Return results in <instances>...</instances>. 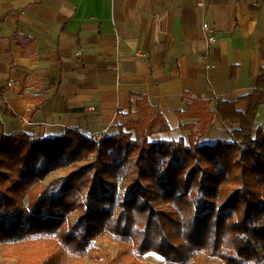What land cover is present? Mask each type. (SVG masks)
Masks as SVG:
<instances>
[{
    "label": "trees",
    "instance_id": "trees-1",
    "mask_svg": "<svg viewBox=\"0 0 264 264\" xmlns=\"http://www.w3.org/2000/svg\"><path fill=\"white\" fill-rule=\"evenodd\" d=\"M136 95L137 118L100 140L71 128L33 139L21 130L6 134L0 123V241L54 235L80 258L108 231L129 238L137 255L154 252L174 264L198 251L227 264L259 262L264 257V130L252 126L264 101V69L251 92L235 101L211 107L206 99H192L183 111L176 110L179 120L192 119L178 124L188 132L187 143L182 137L150 141L151 134L169 126L145 95ZM238 101L246 104L243 112L236 109ZM215 117L238 123L230 130L231 141L199 144ZM110 178L127 187L120 200ZM157 188L168 211L150 203ZM51 257L44 264L62 260L60 253Z\"/></svg>",
    "mask_w": 264,
    "mask_h": 264
},
{
    "label": "crops",
    "instance_id": "crops-1",
    "mask_svg": "<svg viewBox=\"0 0 264 264\" xmlns=\"http://www.w3.org/2000/svg\"><path fill=\"white\" fill-rule=\"evenodd\" d=\"M203 22L215 43L206 42ZM263 27L264 0H0V123L6 134L21 130L33 139L67 128L109 126L115 134L136 116V94H143L169 126L148 139L187 140L178 124L192 119L179 120L176 110L192 99L211 107L235 101L254 88L264 69ZM258 126L264 130V101Z\"/></svg>",
    "mask_w": 264,
    "mask_h": 264
},
{
    "label": "rangeland",
    "instance_id": "rangeland-1",
    "mask_svg": "<svg viewBox=\"0 0 264 264\" xmlns=\"http://www.w3.org/2000/svg\"><path fill=\"white\" fill-rule=\"evenodd\" d=\"M135 118H137V114L134 118L128 119ZM128 119H126L124 123ZM220 121L221 120L219 119L216 124L210 126L212 129H210L207 136H205L206 138H203V144L208 143V139L212 130V144L215 143L217 140H223L228 142L231 141L229 136V128H231V125L221 124ZM108 128L109 126H105L91 133H81L87 135L88 137H93L95 140H100L107 134L111 135L109 133ZM75 129L78 130L77 128ZM103 130H106V132L100 134L98 138L92 136L94 133ZM133 136L134 135L132 132V139ZM158 136V138L157 136H153L152 138H154V140L152 141H155L156 138L165 140H177L179 138L178 137L177 139H172L173 135H171V133H168L166 135L158 134ZM183 140L184 143H187L185 137L183 138ZM199 144L201 143L199 142ZM64 172H66V170L55 171L50 173L48 176L50 178L56 177L57 175H61ZM108 181L115 188L118 200H120L121 197L127 193V187L121 182L120 178H110ZM150 203L157 211H168L170 207L168 201L163 200L162 190L158 188L155 190L154 195H152ZM57 253H60L62 259L60 260L59 264H130L132 261H134L132 264H174L167 262L163 257L154 252H147L143 255H137L134 251L133 243L129 238H120L119 236L112 234L108 231H104L102 234L92 240L86 250L85 255L80 258H78L75 254L71 253L66 247H64L60 243L58 237H55L54 235H34L26 237L24 239H12L5 240L2 242L0 241V264H44L48 261L50 262V260L48 259L51 257L52 254ZM181 264L227 263H225L218 257L207 255L203 251H198L195 253L194 256L190 257ZM244 264H264V257H262L257 263L246 262Z\"/></svg>",
    "mask_w": 264,
    "mask_h": 264
},
{
    "label": "built area",
    "instance_id": "built-area-1",
    "mask_svg": "<svg viewBox=\"0 0 264 264\" xmlns=\"http://www.w3.org/2000/svg\"><path fill=\"white\" fill-rule=\"evenodd\" d=\"M201 28H202L203 31H205V40H206V42L207 43H215L216 39H215L214 29H212L209 26V24L206 23V22L202 23ZM104 132H106V130L96 132L92 136L98 138L100 136V134H103Z\"/></svg>",
    "mask_w": 264,
    "mask_h": 264
}]
</instances>
